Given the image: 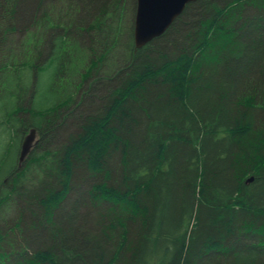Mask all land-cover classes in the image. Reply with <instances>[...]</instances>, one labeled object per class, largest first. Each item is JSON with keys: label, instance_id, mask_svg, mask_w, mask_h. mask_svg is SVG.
Masks as SVG:
<instances>
[{"label": "trees", "instance_id": "trees-1", "mask_svg": "<svg viewBox=\"0 0 264 264\" xmlns=\"http://www.w3.org/2000/svg\"><path fill=\"white\" fill-rule=\"evenodd\" d=\"M135 10L0 0V264H264V0Z\"/></svg>", "mask_w": 264, "mask_h": 264}, {"label": "water", "instance_id": "water-1", "mask_svg": "<svg viewBox=\"0 0 264 264\" xmlns=\"http://www.w3.org/2000/svg\"><path fill=\"white\" fill-rule=\"evenodd\" d=\"M196 0H136L133 41L141 48L152 39L159 37L181 14L186 4ZM36 138L31 128L24 136L19 153V166L29 154ZM250 178L248 181H251Z\"/></svg>", "mask_w": 264, "mask_h": 264}, {"label": "bare ground", "instance_id": "bare-ground-1", "mask_svg": "<svg viewBox=\"0 0 264 264\" xmlns=\"http://www.w3.org/2000/svg\"><path fill=\"white\" fill-rule=\"evenodd\" d=\"M179 16V15H178ZM177 18V17H176ZM18 167H21V166H19V161H18Z\"/></svg>", "mask_w": 264, "mask_h": 264}]
</instances>
